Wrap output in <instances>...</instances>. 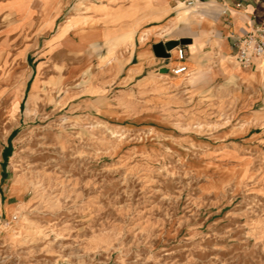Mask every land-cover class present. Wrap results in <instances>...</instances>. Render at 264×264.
Listing matches in <instances>:
<instances>
[{
  "label": "rangeland",
  "instance_id": "obj_1",
  "mask_svg": "<svg viewBox=\"0 0 264 264\" xmlns=\"http://www.w3.org/2000/svg\"><path fill=\"white\" fill-rule=\"evenodd\" d=\"M109 1L130 45L53 40ZM151 1L0 0V264H264V115L208 48L172 74L195 13Z\"/></svg>",
  "mask_w": 264,
  "mask_h": 264
},
{
  "label": "crops",
  "instance_id": "obj_2",
  "mask_svg": "<svg viewBox=\"0 0 264 264\" xmlns=\"http://www.w3.org/2000/svg\"><path fill=\"white\" fill-rule=\"evenodd\" d=\"M171 1L184 5L188 0ZM139 3L141 7H149L154 4L151 0H139ZM112 4L116 3L109 1L100 6L76 10L73 15H70L57 26L54 38L59 33L60 28L70 18L74 17L79 18V25L81 26L79 29L88 32V36L84 44L78 46L76 41L75 44L66 46L69 49L83 53L91 43L112 39L130 45L129 37L133 28L126 27V24L124 27L117 24L115 8L118 5L113 6ZM189 7L195 13L194 37H192V43L189 45L190 57L179 61L175 52L172 51L167 67L171 63L170 69L181 65L189 67V63L196 68L195 54L200 50L202 51V48L203 50L208 48L210 50L208 53H213L215 59L220 63L216 74H222V77L234 81L239 86L243 107L253 113L259 111L261 115H264V58L255 59L248 68H242L234 62L225 60L228 57L233 58L232 43L235 39L243 37L255 28L262 27L264 29V0H198L196 4ZM46 22H48L47 29H54L55 20H46ZM262 40L264 42V37ZM142 52L143 61L140 63L138 55L133 54L128 67L136 74H143L154 65H158L149 58L147 51L143 50ZM133 60H137L136 63Z\"/></svg>",
  "mask_w": 264,
  "mask_h": 264
},
{
  "label": "built area",
  "instance_id": "obj_3",
  "mask_svg": "<svg viewBox=\"0 0 264 264\" xmlns=\"http://www.w3.org/2000/svg\"><path fill=\"white\" fill-rule=\"evenodd\" d=\"M198 0H188L186 4L192 6ZM264 29L262 27L255 28L248 32L243 37L235 39L232 43L233 58L236 64L242 68H248L252 65L255 59L264 58ZM177 59L183 61L185 53L182 46L176 48ZM187 68L185 66H178L173 71V75L179 76L186 74Z\"/></svg>",
  "mask_w": 264,
  "mask_h": 264
},
{
  "label": "water",
  "instance_id": "obj_4",
  "mask_svg": "<svg viewBox=\"0 0 264 264\" xmlns=\"http://www.w3.org/2000/svg\"><path fill=\"white\" fill-rule=\"evenodd\" d=\"M188 40H179L176 42H168L164 45H156L153 47L154 54L157 58H169V52L179 46H183Z\"/></svg>",
  "mask_w": 264,
  "mask_h": 264
},
{
  "label": "bare ground",
  "instance_id": "obj_5",
  "mask_svg": "<svg viewBox=\"0 0 264 264\" xmlns=\"http://www.w3.org/2000/svg\"><path fill=\"white\" fill-rule=\"evenodd\" d=\"M74 17L70 18L61 28H60V31L59 33L57 34V36L54 38L55 41H58V42H62L65 37L68 35L69 31L74 27ZM174 51L175 52V56L177 58V53H176V48L175 49H172L171 52ZM234 59V58H233ZM185 66V65H183ZM178 67V66H177ZM187 68V66H185ZM176 68V67H175ZM175 68L173 69H170L171 72L173 73V71L175 70ZM188 72H186L187 74ZM179 76H182V75H179ZM11 108V107H10ZM11 110V109H10ZM14 110V109H13Z\"/></svg>",
  "mask_w": 264,
  "mask_h": 264
}]
</instances>
